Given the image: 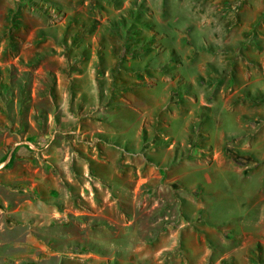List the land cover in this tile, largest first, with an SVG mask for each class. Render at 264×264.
Segmentation results:
<instances>
[{"label":"rangeland","instance_id":"1","mask_svg":"<svg viewBox=\"0 0 264 264\" xmlns=\"http://www.w3.org/2000/svg\"><path fill=\"white\" fill-rule=\"evenodd\" d=\"M151 12L143 0H0V264L242 263L215 259L208 240L210 220L240 223L237 181L199 164L220 156L189 164L209 221L184 217L163 187L162 163L180 154L162 147L165 124L149 118L171 99L164 81L143 84L166 76L151 61L173 66L161 27L144 20ZM120 69L139 84L117 91ZM123 97L135 111L117 106ZM178 109L167 145L187 137L191 116ZM231 115L219 106L209 124L215 148L234 130Z\"/></svg>","mask_w":264,"mask_h":264},{"label":"crops","instance_id":"2","mask_svg":"<svg viewBox=\"0 0 264 264\" xmlns=\"http://www.w3.org/2000/svg\"><path fill=\"white\" fill-rule=\"evenodd\" d=\"M143 3L154 13L153 17L146 16L145 22L161 27L156 38L162 54L170 44L173 56L171 69L164 67V58L162 64L155 65L152 60L157 73L158 68H162L166 76L164 79L156 77L150 84L143 83L156 86L164 81L165 89L170 90L168 107L161 103L149 117L165 124L161 133L168 140L162 139V147L168 146L171 152L179 146L180 157L162 163L163 187L170 191L173 201L175 198L185 206L184 217L195 218V212L199 211L200 216L202 213L209 221L205 207L196 203L195 196L202 195L199 190L203 187L198 184L194 171L190 172L194 169L191 170L189 164H194L196 159L202 162L201 156L206 153L220 156L219 160L199 164L203 168L222 165L223 173H230L231 179L237 181L235 197L241 213L239 224L209 221L211 251L220 261L222 256H228L240 258L241 264H254L251 256L255 251L264 260V0H143ZM170 26L178 33L175 41L166 35ZM116 62L119 67V59L116 58ZM121 71L114 76L117 91L122 88V81L126 87L137 83L131 82L133 77L120 79ZM183 88L185 91H181ZM184 92L186 96L179 95ZM127 101L132 105L125 104ZM177 102L181 103L178 104L180 109ZM117 106L135 111L133 101L126 97ZM219 106L232 114L227 123L234 130L228 128L229 133L225 140L221 139L218 149L211 140L209 124ZM177 109L191 116L185 123L187 137L183 142L173 141L167 145L174 140L171 126L173 118L177 117L174 112L172 116L168 113ZM198 127L197 140L194 131Z\"/></svg>","mask_w":264,"mask_h":264},{"label":"trees","instance_id":"3","mask_svg":"<svg viewBox=\"0 0 264 264\" xmlns=\"http://www.w3.org/2000/svg\"><path fill=\"white\" fill-rule=\"evenodd\" d=\"M129 35H130L132 38H134V39L136 38V36H135L133 33L130 34V31H129ZM131 54H133V52H132ZM256 252H257V251H255V252L252 253L251 261H252L254 264H264V260H261V259L259 258V256L257 255Z\"/></svg>","mask_w":264,"mask_h":264}]
</instances>
